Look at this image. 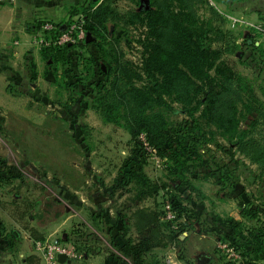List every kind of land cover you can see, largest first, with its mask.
Instances as JSON below:
<instances>
[{
	"label": "rangeland",
	"instance_id": "374dc122",
	"mask_svg": "<svg viewBox=\"0 0 264 264\" xmlns=\"http://www.w3.org/2000/svg\"><path fill=\"white\" fill-rule=\"evenodd\" d=\"M248 1H245L239 9L234 10L213 3L220 12L231 10L235 15H242L254 21L256 19L250 18V12L254 5L249 4ZM140 2L138 0H83L71 7L70 10L76 14L70 15V17L62 11L53 17L35 13V11V14L31 12L29 16L24 14L23 22H16L19 27L25 25L32 29L31 40L23 47L22 55L18 57L9 55L6 59H1L0 64L4 65V78L8 83L6 87L10 91L8 93L15 96L14 105H17L19 112L28 116L23 123L33 134L34 140L36 139L33 144H40L41 147L37 151L32 150L27 156L22 153V148L25 151L27 146L24 143L26 136L20 134L21 132L4 135L0 128V148H3L5 152V156H0V159L5 157L3 160L4 167H6L4 169L6 171L0 176L12 172L9 177H6L9 182L0 183V224L6 222L10 229L12 225L9 223V218L14 215V210L23 209L26 204L39 196H46L47 200H53L56 197L62 198L63 194L58 192L56 186L58 183H52V180L58 182L59 179H63L59 175H66L67 186L62 184L63 192L65 194L72 193L77 189L73 188L76 183L77 187L80 186L77 189L78 192L80 191V195L85 196L84 204L81 203L79 206L71 204L69 200L63 198L66 215L72 216L62 227H59L54 235L63 241L69 239L70 248L78 254L77 258L71 259L70 264H134L130 255H124L110 243L113 233L117 235L121 232L122 224H125L127 230L125 239L138 243L142 235L136 233L133 228L132 214L130 210L124 208L114 214L108 213L107 210L113 203L116 208L126 205L130 208V202L127 200L136 195L137 190H141L148 184L149 190L158 189L154 202L158 207L157 210L162 212L161 220L165 224L171 223V229L179 235L174 243L153 249L145 257V260H151L150 254H153L162 264H199L200 256H209L206 264H233L217 246L219 240L229 238L219 229L217 221L221 222V220L227 219L228 213L236 215L238 209L240 210L235 201L238 196L242 198L243 202L252 204L259 212L264 210V168L237 153V158L241 159L242 165L237 172L240 177L232 193L222 196L224 191L220 190L224 189H220L219 184L214 185L211 182L198 185L201 193H193L192 201L189 203L184 199L187 194L180 193L181 195L178 196H183V200L176 199L174 205L183 204L182 206L190 208L197 217V220L193 221L194 225L187 228L188 225H184L183 217L175 218L176 210L169 201L170 192L174 193L175 191L172 187V179L166 172L165 160L158 158L154 151L146 149L144 144H142V150L137 148L123 127L105 121L99 113L90 107L92 97V94L89 93L90 87L102 79L99 67L102 69L103 65V71L109 68L102 59L100 46L110 48L106 44L110 42V39H107L104 45L100 41L99 44L94 43V45H73L72 52L66 59L67 65L60 70L63 73L57 72V75L53 71L54 69L52 70L54 64L49 57H45L46 55L41 52L44 51L43 48L48 47H40L35 40L42 34L43 23L68 24L82 9L85 10L90 5L93 6L94 11L104 5L110 6L109 9L112 8L114 11L112 16L124 17L128 12L140 6ZM214 5L209 0L203 4L200 3L196 10L199 20L203 19L204 22H207L206 20L212 19L211 25L214 27V31L217 26L224 33L223 40L212 34L214 40L212 46L222 48V59L238 74L241 82L243 81L253 90L254 96L258 99L256 105L264 109V43L256 44L258 53L255 57H251L250 50L243 46L231 50L229 46L235 43L241 44L247 32L239 26H230L223 17L212 16L210 7ZM120 21L121 19L116 21L115 29L111 23H106V30L110 35V31L113 29L111 33L118 41L117 48L121 51L123 58L139 65L141 49L132 41L137 40L144 29L138 26H124ZM19 38L21 39L16 36L14 39H17L18 42L12 43V46H17L16 48L12 47L10 43H6V47H2V51L17 49L20 43ZM22 42L24 43L25 40ZM225 44H227L226 48ZM25 62L27 69L24 67ZM32 63L37 70L30 68ZM48 66L51 68L48 69ZM3 86L2 83L0 90H4ZM196 116L198 117L199 113ZM168 118L174 124L181 116L175 117L170 114ZM1 122L0 119V126ZM241 127L246 128L244 124H241ZM255 128L252 138L260 146H264V125L260 123ZM208 129L214 130L213 128ZM14 130L16 132L19 129ZM215 138L221 144L228 145L226 140L217 137V135L214 136V140ZM208 149L203 151L206 158L221 155L213 145ZM222 158L224 157L222 156ZM29 161L34 165L29 164ZM58 162L61 164L65 162L67 167H60L61 171H59ZM126 163L129 166H134L137 180L115 188L121 177L120 172L123 165ZM113 186L115 199L110 204L107 194L110 193ZM148 198L152 199V197ZM92 211L94 212L92 213ZM258 217L261 224L264 225L263 215H258ZM113 222H115L114 225ZM178 223L182 226L178 227ZM243 224L248 229L258 225L252 221ZM6 235H11V231L9 230L5 235L2 233L3 238ZM10 243L14 245L11 237ZM13 245L7 244V250ZM239 253L244 264L253 263L251 257L244 256L241 250Z\"/></svg>",
	"mask_w": 264,
	"mask_h": 264
},
{
	"label": "trees",
	"instance_id": "16d2710c",
	"mask_svg": "<svg viewBox=\"0 0 264 264\" xmlns=\"http://www.w3.org/2000/svg\"><path fill=\"white\" fill-rule=\"evenodd\" d=\"M138 1H141L140 6L124 17L112 16L113 9L105 5L96 11L90 5L80 12L84 16L87 30L95 40L90 43L82 41L78 45L99 44V41L104 45L110 39L106 43L110 48L100 46L102 59L109 68L103 71L99 67L102 79L89 90L92 94L90 107L105 121L123 127L140 150L143 146L140 136H144L157 157L165 160L166 172L172 179L175 191L170 192L169 201L176 210L175 218L183 217L184 225L189 228L194 225L193 221L197 217L190 208L182 206L183 204L174 205L176 199L183 200V196H178L180 193L187 194L184 199L189 203L193 193H201L198 185L207 182L219 184L220 189H224L220 190L224 191L222 196L232 193L240 177L237 172L242 165L237 153L264 168V146H260L252 138L255 127L260 123L264 125V109L256 105L258 99L253 90L241 82L238 74L222 59V48L212 46V34L222 39L224 33L217 26L214 31L212 19L206 20L207 22L199 20L196 10L206 0H147V4L142 3V0ZM213 1L234 10L239 9L247 0ZM107 3L109 5L110 2ZM210 10L212 16L224 18L216 5L211 6ZM231 10L224 13H234ZM74 14L76 12L72 11L71 15ZM120 19L124 26L144 29L138 39L132 41L141 49L139 65L123 58L117 48L118 41L111 33L113 29L110 35L106 30V23H111L115 29L116 21ZM63 28L64 25L57 24L54 30L45 34L54 38ZM239 45L235 43L229 48L234 50L235 47L243 46L250 50L251 57L258 53L255 39L248 33H245ZM224 46L226 48L227 44ZM71 47L73 45L43 48L44 51H41L54 64L51 66L56 75L67 65L66 59ZM30 68L35 69V65L32 63ZM49 68L51 67L48 66ZM170 114L181 118L172 124L168 118ZM241 124L246 128L241 127ZM215 135L226 140L228 145L221 144L216 138L214 140ZM211 145L224 158L221 155L206 158L203 151L209 150ZM2 163L3 170L0 174L6 171L5 163ZM11 173L0 176V183L9 182L6 177ZM120 174L115 188L128 185L136 179L134 166H129L128 163L123 165ZM147 186L148 184L137 190L136 195L131 196L130 202H139L144 197H155L158 189L149 190ZM47 198L39 196L26 204L21 213L29 208L36 210L41 205L46 219L57 205L56 198ZM235 201L244 218L258 225L248 229L242 221L227 217L221 222L217 221L218 227L229 237L225 239L236 250H241L244 256L248 257L253 253L264 260V225L258 217L263 215L264 218V210L259 212L252 204L243 202L239 196ZM157 208L155 205L151 208L136 206L133 209V228L142 235L138 243L125 239V224H122L121 232L110 238V243L124 255H130L134 264H162L153 254H150L151 260H145V257L156 247L170 245L178 238L179 234L173 232L171 223L165 224L161 220L162 212ZM59 215V211L55 213V217ZM177 225L182 226L179 223ZM2 231L0 224V235ZM35 237L44 239L38 235ZM117 238L120 244L114 243ZM247 247L250 248L249 251ZM26 260L28 264H39L37 257L28 256Z\"/></svg>",
	"mask_w": 264,
	"mask_h": 264
},
{
	"label": "crops",
	"instance_id": "0c3cea01",
	"mask_svg": "<svg viewBox=\"0 0 264 264\" xmlns=\"http://www.w3.org/2000/svg\"><path fill=\"white\" fill-rule=\"evenodd\" d=\"M83 0H1L0 1V60L1 59H6L7 56L10 55V57H18L19 55H22V49L25 45H27V42H29V40H31V36H32V29L28 28L27 26L25 27V25H23V27H19L17 26L16 22H23V16L25 15H31V12H35V13H40V14H44L46 16H50L53 17L55 15H57V13H59L60 11L65 12L67 16L70 17L72 10L71 7H74L75 5H77V3H80ZM249 4H252L254 6L253 9L250 12V18L253 19H259L262 17L263 13H264V0H249L248 1ZM34 13V14H35ZM21 37V39L19 38V45L18 48L15 49L17 46L14 45L12 46L14 42H18L17 39H14L15 37ZM13 39V40H12ZM22 40L25 42L23 43ZM6 43H10V45L13 48L11 51H6L3 50L2 51V47H6ZM94 45V43H91ZM88 44V45H91ZM29 49V48H28ZM72 52V50H69L68 55ZM22 58V57H21ZM4 65L0 64V88H1V84L3 83V87L4 90H0V119L2 120L1 122V131L4 135H11L14 133H20V134H24L26 136L25 138V142L23 140V142L27 145L26 149L24 151V148L22 153L30 154V152L32 150L37 151L39 150V148L41 146H39L40 144H33L36 139L34 140L33 138V134L28 131L27 126L25 125V123H23V121L25 119L28 118V116L23 115L21 112H19L17 105H14V101H15V96L12 94H9L10 91H8L7 89V85L8 83L5 81V71H4ZM24 67L27 69L26 66V62L24 63ZM37 67V66H36ZM37 70V68H35ZM61 71H58V73ZM95 85V84H94ZM81 87V86H79ZM91 88V87H90ZM9 92V93H8ZM8 104H10L8 106ZM45 113V112H44ZM26 115H27V111H26ZM19 129L18 131L14 129ZM33 146V147H31ZM29 150H28V148ZM44 148V147H43ZM17 149V148H16ZM43 153L45 154V148L43 149ZM4 149L0 148V156H5L4 155ZM5 157H2V160L0 159V172L3 170V163ZM31 163V161H29V164ZM58 166H59V171H61L60 167H67L66 163H62L58 162ZM59 177L63 178V179H57V181H53L52 183H58L56 184V186L58 187V192L63 194V197H56L57 199V205L54 207V210H52L49 215V217H47L46 219H44V211L42 210V206L40 205V207L38 209H33V208H29L28 211H25L23 214L21 212H23V209H20L15 211L14 210V215L11 216L9 218L12 227L10 229H8V225L5 222L3 224L2 222V227L4 229V235L10 230L11 231V235H6L5 238L2 237V235H0V264H28V261L26 260V258L28 256H33V257H37L39 260V264H41L40 258L37 255V253L34 250V241H38L40 239H37L35 236H42L44 238H52V236L54 238H56L54 235L55 233H57V231L59 230V227H62L68 220V218L72 215H66V208L64 207V199L69 200V202L71 204H74L76 206H79V204H84L83 202L85 201V196L80 195V191L78 192L77 189L80 188L77 187L76 183L74 185L73 188H77L76 190H74L72 193H68L65 194V192H63V185H66V179L67 176H61L59 175ZM75 181V180H74ZM84 182V181H83ZM63 184V185H62ZM114 186L110 189V193H108V201L111 203H113V200L115 199L114 196ZM79 193V195H78ZM149 199V200H148ZM155 197L148 198V197H144L141 201L137 202L135 201V203H131L130 199H128L127 201L130 202L131 207L128 208V205H126L125 207L121 206L120 208H116V206L114 205L115 203H113L112 205H110V208L107 210L108 213H118L120 212V210L124 209H128L130 210V213L133 212V209L136 206L139 207H152L153 205H155ZM63 207V208H62ZM58 211L60 212V215L58 217H55V213H58ZM94 211H92L93 213ZM101 214V213H99ZM103 215V214H102ZM227 217H231L234 218L236 221L240 222L242 221L243 223H246L247 221H251L248 220L246 217L244 218V216L241 214L240 210L238 209L236 215L234 216L231 213L227 214ZM253 222V221H252ZM115 224V222H113V225ZM71 226H73V224H71ZM52 227V228H51ZM30 230H33L35 233L32 234ZM113 230H115L113 228ZM47 236V237H46ZM114 236V233H113ZM112 236V237H113ZM10 237L13 238L14 241V245L12 243H10ZM8 241V242H7ZM63 241V240H62ZM64 243H66L69 246V239L63 241ZM115 244H120V240L115 239ZM13 245V247L9 248L7 250L6 245ZM247 250L249 251L250 248L247 247ZM249 257L252 258V261L255 262L256 264L260 263L263 264L264 260H262L261 258H259L258 256H256L253 253L249 254ZM70 260V259H69ZM71 263V262H70ZM70 263H62V264H70Z\"/></svg>",
	"mask_w": 264,
	"mask_h": 264
},
{
	"label": "built area",
	"instance_id": "2783aa9c",
	"mask_svg": "<svg viewBox=\"0 0 264 264\" xmlns=\"http://www.w3.org/2000/svg\"><path fill=\"white\" fill-rule=\"evenodd\" d=\"M1 1V0H0ZM214 5L213 0H209ZM215 6V5H214ZM224 18L228 21L230 26H239L245 32L250 34L255 43H264V13L261 18L256 20L247 19L242 15H235L234 13L221 12ZM56 25L52 22H45L41 26L42 34L36 38V42L40 47L57 48L65 45H77L79 42L85 40L86 37V23L82 13H79L74 20L68 24H64L63 30L54 38L46 36L45 32L54 30ZM14 42V44H16ZM144 147L153 151L152 147L148 145L144 136H140ZM156 156V155H155ZM170 215V212L168 211ZM218 248L233 262V264H244L243 258L238 250L230 244L226 239L217 242ZM34 250L40 258L41 264H60L57 260L58 254H64L67 259H74L78 254L73 251L70 246L58 238H44L43 240L34 241Z\"/></svg>",
	"mask_w": 264,
	"mask_h": 264
},
{
	"label": "water",
	"instance_id": "95a60500",
	"mask_svg": "<svg viewBox=\"0 0 264 264\" xmlns=\"http://www.w3.org/2000/svg\"><path fill=\"white\" fill-rule=\"evenodd\" d=\"M142 3L147 4V0H142ZM94 40H95V37L92 36L91 32L90 31H86V37H85L84 42L85 43H90V42H92ZM101 67H102V69L104 68L103 65ZM200 259H201V261H200L199 264H206V261H208L209 256H200ZM57 260H58V262L60 264L65 263V262H67V263L71 262V260L67 259L64 254H58L57 255Z\"/></svg>",
	"mask_w": 264,
	"mask_h": 264
}]
</instances>
